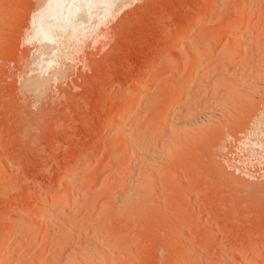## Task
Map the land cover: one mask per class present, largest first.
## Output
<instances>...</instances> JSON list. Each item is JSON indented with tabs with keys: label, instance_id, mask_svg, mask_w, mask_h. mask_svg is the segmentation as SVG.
<instances>
[{
	"label": "rangeland",
	"instance_id": "374dc122",
	"mask_svg": "<svg viewBox=\"0 0 264 264\" xmlns=\"http://www.w3.org/2000/svg\"><path fill=\"white\" fill-rule=\"evenodd\" d=\"M39 1L0 0V243L23 222L9 254L29 249L22 264H55L57 251L60 264L74 254L76 264H264V0L118 2L55 66L45 61L52 49L30 36ZM241 13L244 26L224 35ZM191 44L203 56L196 69ZM191 70L203 71L207 92L189 103ZM34 77L45 80L35 92L26 86ZM186 104L182 138L155 142L159 157L118 156L123 108L135 116L127 130L143 139L179 131L151 126ZM52 198L60 204L41 225L36 209ZM24 227L36 233L30 246Z\"/></svg>",
	"mask_w": 264,
	"mask_h": 264
},
{
	"label": "bare ground",
	"instance_id": "6f19581e",
	"mask_svg": "<svg viewBox=\"0 0 264 264\" xmlns=\"http://www.w3.org/2000/svg\"><path fill=\"white\" fill-rule=\"evenodd\" d=\"M125 1H127V0H40L39 1V7H37V10H36V15H35V19H34V30L32 31V34L30 35L31 37H32V39L34 38V39H37L39 42V44L40 43H43L44 44V46L46 47V46H49V48H51L52 49V53L54 54V55H52V54H50V55H52V56H50V58L49 59H47V60H45L46 61V65H50V64H52V63H54V58L57 56L58 57V55H59V53L63 56V57H65V52L66 51H68V50H70L69 48H71L72 47V45H73V43H76L75 41H73L74 39H76V37H77V34H78V36H79V33H81V32H84V30H86V27H85V25L87 26V24H88V22L89 21H92V19L91 18H93L95 15H97L98 14V12H103L102 14H108V16H110V11L112 10V8L118 3V2H125ZM128 1H130V0H128ZM252 1H254V0H252ZM122 5V4H121ZM125 5V4H124ZM253 5V4H252ZM120 6V5H119ZM249 6H251V0H245V2H244V5H243V7L244 8H248ZM122 7H123V5H122ZM254 7V6H253ZM252 7V8H253ZM116 8V6L114 7V9ZM119 8V7H118ZM100 14V13H99ZM247 14V13H246ZM103 15V16H104ZM102 16V15H101ZM101 16H99V17H101ZM102 16V17H103ZM99 17L97 18V16H95L94 18H97V20L99 19ZM101 17V18H102ZM105 17H107V15H105L104 16V19H105ZM248 17V16H247ZM245 19H246V16H245V14H243V13H241V14H238V15H236L232 20H230L229 22H227V23H225V26L220 30V31H224L225 33H224V35L225 34H227V35H230V36H232L233 34H235L236 32H238L239 31V28L240 27H242V26H244V22H245ZM99 20H101V19H99ZM98 20V21H99ZM106 20V19H105ZM93 21H95V20H93ZM101 21H103V20H101ZM235 22H241V25L240 26H237V28H236V25L234 24ZM250 22V21H249ZM248 22V23H249ZM98 23H100V22H98ZM93 24H95V22H93ZM97 24V23H96ZM90 25H92V24H90ZM97 26V25H96ZM94 27V26H93ZM247 27V26H246ZM87 30H88V28H87ZM87 30L85 31V32H87ZM219 31V32H220ZM250 31V30H249ZM217 32V33H216ZM241 32V31H240ZM246 32H247V34H248V30H247V28L244 30V32L242 33L243 34V36L242 37H244V34H246ZM214 33H216V34H218V31H215ZM213 33V34H214ZM211 34L209 37H207L210 41H214V39L216 40V38L219 36V35H217V37H216V35L214 34ZM222 34V33H221ZM220 34V35H221ZM241 34V35H242ZM239 35V34H238ZM223 36V35H222ZM236 36H237V34H236ZM80 37H81V35H80ZM80 37H78V38H80ZM86 37V36H85ZM85 37H81V38H85ZM216 37V38H215ZM221 37V36H220ZM205 38V37H204ZM219 38V37H218ZM241 38V37H240ZM245 38H246V36H245ZM244 38V39H245ZM64 41H63V40ZM178 39V38H177ZM37 40H36V42H37ZM183 40V39H182ZM235 40V39H234ZM206 41V40H205ZM78 43H80L79 41H78ZM168 43V42H167ZM194 43V42H193ZM240 43V42H239ZM46 44V45H45ZM77 44V43H76ZM75 44V45H76ZM200 44L201 43H197V45H199L200 46ZM202 44H203V42H202ZM247 44V43H246ZM50 45H51V47H50ZM78 45V44H77ZM194 46V44H191V47H192V51H193V54H192V61L190 60L189 61V63L190 62H192V67L194 68L195 67V69H196V66H198V67H200L199 65L200 64H202V61H203V56H202V52L200 53V48L199 47H197V45H196V47H193ZM40 46V45H39ZM38 46V50L39 49H41L42 47H39ZM53 46V47H52ZM82 46V45H81ZM167 46H168V44H167ZM240 46V45H239ZM249 46V45H248ZM76 47V46H75ZM246 47H247V45H246ZM73 49H74V47H72ZM189 48H190V46H189ZM68 49V50H67ZM73 49H71L72 51H73ZM244 49V48H243ZM246 49V48H245ZM249 49V48H248ZM70 50V53H72V51ZM247 50V49H246ZM245 50V51H246ZM250 50H251V48H250ZM51 51V50H50ZM54 51V52H53ZM75 51V50H74ZM47 52V51H46ZM46 52H44V53H46ZM224 53H226V52H224ZM56 54V55H55ZM68 54H69V51H68ZM38 55V54H37ZM48 55V54H47ZM61 55H60V57H61ZM184 55V54H183ZM222 55V54H221ZM227 55L228 54H225V55H223V56H226L227 57ZM230 55V54H229ZM42 56V55H41ZM40 56V57H41ZM54 56V57H53ZM222 56V57H223ZM233 56V55H232ZM243 56V55H242ZM40 57H38V58H40ZM63 57H61V59L63 58ZM68 57V55L65 57V59ZM221 57V56H220ZM221 57V58H222ZM226 57H224V58H222V59H224L225 60V58ZM264 57V56H263ZM42 58V57H41ZM43 58H45V57H43ZM229 58V56L226 58V59H228ZM36 59V58H35ZM60 59V60H61ZM237 59H238V57H237ZM263 59V58H262ZM32 60V59H31ZM37 60V59H36ZM41 59H39V61H40ZM55 60H58V58L57 59H55ZM60 60H58L60 63H61V61ZM229 60V59H228ZM42 61V60H41ZM264 61V60H263ZM63 62V61H62ZM150 62V61H149ZM35 63V62H34ZM36 65V64H35ZM37 65H39L38 63H37ZM36 65V66H37ZM41 65V64H40ZM39 65V66H40ZM42 65H43V61H42ZM41 65V66H42ZM187 65V64H186ZM34 66V65H33ZM35 66V67H36ZM39 66L37 67V68H39ZM53 66H55V63H54V65ZM52 67V66H51ZM173 67V66H172ZM239 67V66H238ZM263 67V66H262ZM47 68H49V67H46V70H48ZM177 68V67H176ZM192 68V69H193ZM32 69V68H31ZM43 69H45V68H42V70ZM55 69H56V67H55ZM194 69V70H195ZM199 69V68H198ZM35 70V69H34ZM40 70V69H39ZM41 70V72H43ZM192 71L191 70V76H190V78H191V84H189V86L187 85V86H185V92H183L184 94L182 95V100H184L185 102H187V101H192V97L194 96V98H195V96H197V95H201L204 91H206L207 89H206V87L204 86V84H200V80H201V78L203 77V71ZM206 70V69H205ZM207 71V70H206ZM239 71V70H238ZM37 73V75L40 73L39 71H36ZM49 72V71H48ZM150 72V71H149ZM240 72V71H239ZM44 73H46L45 71H44ZM263 73V72H262ZM41 74V73H40ZM52 75H53V73H51ZM44 76H45V74H43ZM146 75V74H145ZM148 75V74H147ZM219 75V74H218ZM240 75V74H239ZM242 75V74H241ZM58 77V76H57ZM150 78H151V76H149ZM48 78V77H47ZM144 78H145V76H144ZM144 78H142L141 80H143ZM147 78L148 77H146L145 79L147 80ZM189 78V79H190ZM224 78V77H223ZM222 78V79H223ZM227 79V78H226ZM231 79V78H230ZM235 79V78H234ZM260 79V78H259ZM42 80H44L43 78H41V77H34V79L33 80H31V81H26L27 82V84H26V86H27V88H29V89H31L32 91H34L35 92V90H38V89H36V88H39L40 86L42 87V85H44V82H42ZM216 80V79H215ZM239 80V79H238ZM243 80V79H242ZM262 80V79H261ZM45 81V80H44ZM137 81H139V80H137ZM144 81V80H143ZM138 83V82H137ZM140 84H141V82H140ZM236 85V84H235ZM242 85V84H241ZM136 87H137V91L138 92H140L141 93V91H142V87L140 86L139 87V85L137 86V85H135ZM240 86V85H239ZM35 89V90H34ZM134 89H136V88H134ZM145 89V88H144ZM239 89H240V87H239ZM252 89H253V87H252ZM173 90H175V87L172 85H170L169 86V89H168V91L167 92H171V91H173ZM40 91V90H39ZM144 91V90H143ZM143 91H142V93H143ZM146 91V90H145ZM176 91V90H175ZM234 91V90H233ZM236 91V90H235ZM240 91V90H239ZM238 91V92H239ZM207 92V91H206ZM169 94V93H168ZM168 94H166V96L168 97ZM206 94V93H205ZM139 95V94H138ZM170 95V94H169ZM199 95V96H200ZM236 95V94H235ZM165 96V97H166ZM233 97V96H232ZM232 97H231V99H232ZM198 98V97H197ZM167 99V98H166ZM165 100V99H164ZM200 100V99H199ZM138 101V100H137ZM166 101V100H165ZM190 101H189V103H190ZM201 101V100H200ZM199 101V102H200ZM238 101V100H237ZM197 102V101H196ZM202 102V101H201ZM221 103V102H220ZM188 104V103H187ZM187 104H186V108L183 106H181L180 108L178 107H176L177 109H175V110H173V111H171V115H168L169 113H167V111H165V110H160L161 111V113H160V116H159V118L158 119H155V120H157L155 123H153V125L151 126V128L153 127H155L156 129H159V131H161L162 132V130L161 129H167V128H165V127H167V126H171V129H174L173 127L175 126V127H178L179 128V131H178V129H177V131H176V133H175V131H173L174 133H169V135L167 134L166 135V133H160V135H157L156 137H154L153 135H152V137H150V138H145V136H144V138L142 139V138H140V135H141V133L139 132V134L140 135H138V136H136V135H134L133 134V132H131V131H129V130H127V127H129V124L131 123V122H133V120H134V115L131 113L132 111L131 110H133V109H131L130 107L128 108V109H125V108H123L124 110H123V112H122V110H121V114L120 115H118V121H117V124H118V130L121 132L120 134L122 135V137H123V139H124V144H122L121 146H120V148L118 149L119 151L117 152L119 155L118 156H126V155H128V153L130 152V151H132V153L133 154H135V157H136V159H137V157H139V158H143V159H145V158H151L152 156L153 157H157L158 155H160V151L159 150H154L153 148H152V146H154L155 145V142H159L160 140H162V141H164V142H172V141H175L176 139H179V137H181L182 135L180 134L181 132H180V129H182V131H184L185 129H183L184 127L185 128H187V123H184L185 121V119L184 118H186V116L188 115V114H190V112H191V110H189L190 108H187ZM194 104V103H193ZM199 104V103H198ZM197 104V107L195 106L196 105V103L193 105L194 107H196L195 109L197 110V108H198V105ZM209 104V103H208ZM230 104V103H229ZM130 105V104H129ZM135 105V104H134ZM166 105V104H165ZM180 105V104H179ZM191 105V104H190ZM192 105H191V108L193 107ZM222 106V105H221ZM132 107V106H131ZM163 107H165V106H163ZM163 107H161V108H163ZM193 107V108H194ZM200 107V106H199ZM204 107H205V105H204ZM134 108V107H133ZM135 109H137V107L135 108ZM139 109V108H138ZM163 109H165V108H163ZM168 109V108H167ZM174 109V108H173ZM170 110V109H169ZM189 112H188V111ZM136 111H138V110H136ZM210 111H212V110H210ZM219 111V110H218ZM158 112V111H157ZM192 112H193V110H192ZM198 112V111H197ZM159 113V112H158ZM211 113V112H210ZM184 114V115H183ZM193 114H195V113H193ZM213 114V113H212ZM217 114V113H216ZM202 115V114H201ZM207 115V114H206ZM158 117V116H157ZM224 117V116H223ZM137 118V117H136ZM199 118V117H198ZM210 118V117H209ZM212 118V117H211ZM195 119V118H194ZM193 119V120H194ZM213 119V118H212ZM217 119V118H216ZM205 120V119H204ZM209 120V119H208ZM189 121V120H188ZM263 123L261 124L262 126H260V127H263V125H264V118H263ZM136 122V121H135ZM138 122H140V121H138ZM137 122V123H138ZM202 122V121H201ZM260 122L261 121H259V125H260ZM143 123V122H142ZM152 123V122H151ZM196 123H198V122H196ZM193 124V123H192ZM131 125V124H130ZM137 125V124H136ZM139 125V124H138ZM194 125V124H193ZM258 125V126H259ZM142 126V125H141ZM146 126V125H145ZM173 126V127H172ZM191 127V126H190ZM198 127V126H197ZM196 127V128H197ZM150 128V129H151ZM193 128V127H192ZM155 129V130H156ZM140 130V129H139ZM154 130V131H155ZM168 130H170V129H168ZM187 130V129H186ZM150 131V130H149ZM138 132V131H137ZM185 132V131H184ZM192 132V131H191ZM150 133V132H149ZM152 133H153V131H152ZM138 134V133H137ZM143 134V133H142ZM151 134V133H150ZM185 134V133H184ZM191 134H193V133H191ZM149 135V134H148ZM142 136V137H143ZM122 137H120V139L122 138ZM138 138V139H137ZM182 138V137H181ZM180 138V139H181ZM142 139V140H141ZM154 144V145H153ZM158 144V143H157ZM166 144V143H165ZM159 146V145H158ZM164 146V145H163ZM115 147H117V146H115ZM156 147V146H155ZM160 148V147H159ZM114 150V149H113ZM116 150V149H115ZM168 150V149H167ZM170 150V149H169ZM113 152V151H112ZM150 154H152V155H150ZM134 157V158H135ZM153 157H152V159H153ZM159 157V156H158ZM147 158V159H148ZM151 159V160H152ZM157 159V158H156ZM138 160V159H137ZM136 160V161H137ZM134 161H135V159H134ZM143 161V160H142ZM145 161V160H144ZM156 162V161H155ZM147 163V162H146ZM154 163V162H153ZM134 164H136V163H134L133 161H132V166H131V164H130V166H131V168L132 167H134L133 165ZM139 164V163H138ZM143 164V163H142ZM161 164V163H160ZM141 165V164H140ZM151 165V164H150ZM142 166V165H141ZM148 166H149V164H148ZM152 166V165H151ZM128 167V166H127ZM129 168V167H128ZM137 169V168H136ZM148 169V168H147ZM131 170V169H130ZM68 172H69V170H68ZM147 173V172H146ZM68 174V173H67ZM141 184V183H140ZM70 185V184H69ZM143 185V184H142ZM138 186H140V185H138ZM127 187V186H126ZM69 188H70V186H69ZM130 188V187H129ZM73 189V188H72ZM134 189H136V188H134ZM145 189V188H144ZM126 190V189H125ZM64 191H61V193H63ZM133 192V191H132ZM131 192V193H132ZM141 192V191H140ZM67 193V192H66ZM65 192H64V194H66ZM44 194V193H43ZM43 194H40L41 195V197L42 198H44L45 197V195H44V197H43ZM138 194V193H137ZM58 197V196H57ZM56 197V198H57ZM144 197V196H143ZM41 199V198H40ZM59 199V198H58ZM139 200V199H138ZM142 200V199H141ZM56 201L57 200H55V198H52V199H43V201H42V203L39 205V207L36 209V215H38V217H39V222H40V224L41 225H47L46 223L48 222V220H51V222H52V219L54 218V215H53V217H52V219H49L50 218V216H52V214L53 213H55L54 212V210H56V209H54L53 211H51L52 209H53V206H55V207H57L55 204H57V203H59L60 202V200L56 203ZM64 202V201H63ZM77 203H78V201H76ZM65 203V202H64ZM60 204V203H59ZM59 204H58V206H59ZM66 204V203H65ZM78 205V204H77ZM62 206H63V204H62ZM61 206V207H62ZM67 206V205H66ZM81 210V209H80ZM51 212V213H50ZM62 213V212H61ZM59 214V213H58ZM58 216V215H57ZM64 216H63V214H62V218H63ZM55 218H57V217H55ZM60 218V217H59ZM20 222V221H19ZM22 222V221H21ZM54 222H55V220H54ZM23 223V222H22ZM22 223H20V224H18L17 223V225H14L15 227H13V229H12V231H11V233H10V235L12 236L11 238H8V241H6V243H3V242H1L0 243V264H10V263H12V261L13 260H18L19 259V263L18 264H20L21 262H20V259L21 258H23V256H26L27 254H29V252H30V250L29 249H22V247H16V248H18V249H16L15 251H16V255H17V257L14 259L13 257L14 256H11V254H9V250L11 249V251H12V247H14V245L16 244V243H20V241L22 240L21 238V240L19 241L18 239H17V237L15 238L12 234H18V233H16L19 229H21L22 227H23V225H22ZM49 224V223H48ZM57 224V223H56ZM26 226V225H25ZM93 226L94 225H92V226H90L91 228H93ZM46 227V226H45ZM24 228H26V227H24ZM95 228V227H94ZM93 228V229H94ZM27 229V228H26ZM25 229V231H26V238H25V241H27L28 243H29V245L28 246H30V242H32V240H34V241H36L35 239H33V237H32V235H34V234H36L35 232H34V230H30V229H27L26 230ZM32 229V228H31ZM95 230V229H94ZM63 231V230H62ZM61 232V231H60ZM19 233H20V231H19ZM55 234H57V233H55ZM65 234V233H64ZM7 235V234H6ZM46 237V236H45ZM2 237H0V239H1ZM4 238V237H3ZM32 238V239H31ZM44 238V237H43ZM56 238H59V237H57L56 236ZM61 240V239H60ZM2 241V240H1ZM24 241V242H25ZM45 241H46V239H45ZM54 241V240H53ZM56 241V240H55ZM54 241V243L53 244H55L56 245V247H58L60 250H64V248H65V246L66 245H64V244H62V242L60 243L58 240L55 242ZM52 243V242H51ZM32 244V243H31ZM75 244V243H74ZM17 245V244H16ZM19 245V244H18ZM78 245V244H77ZM20 246H21V244H20ZM54 246V245H53ZM25 247V246H24ZM73 247V246H72ZM91 247V246H90ZM74 248V247H73ZM79 248V247H78ZM92 249V248H91ZM13 251H14V249H13ZM91 251V250H90ZM251 253H256L257 251H258V249L257 248H252L251 250ZM249 251V252H250ZM56 252V251H55ZM59 251H57L54 255H53V259H55V260H58V261H56V263L57 262H60V260L61 259H63L62 257H63V251H60V253H58ZM81 252V251H80ZM92 252V251H91ZM101 252V251H100ZM259 252V251H258ZM32 253V252H31ZM89 253V252H88ZM96 253V252H95ZM110 253V252H109ZM36 254V253H35ZM71 254V253H70ZM73 254V253H72ZM86 254V253H85ZM90 254V253H89ZM91 254H94L93 252L91 253ZM106 254V253H105ZM37 255V254H36ZM75 256H76V254H74ZM108 255V254H107ZM112 255V254H111ZM111 255H110V257H111ZM114 255V254H113ZM112 255V256H113ZM38 256V255H37ZM36 256V257H37ZM62 256V257H61ZM70 256V255H69ZM74 256V257H75ZM83 256V255H82ZM95 256V255H94ZM106 256V255H105ZM182 256V255H181ZM28 257V256H27ZM55 257V258H54ZM71 257V256H70ZM72 257H73V255H72ZM73 257V258H74ZM96 257H99V256H97L96 255ZM34 258H35V256H34ZM33 258V259H34ZM67 258V257H66ZM73 258H71V259H73ZM77 257H75V259H76ZM101 258V257H100ZM100 258H98L97 260H99ZM68 259V261L67 262H71L72 264H76L75 262H72V260L68 257L67 258ZM85 259V258H84ZM83 259V260H84ZM111 259H113V258H111ZM111 259H109V260H111ZM183 259H186V258H183ZM23 260V259H22ZM94 260H95V258H94ZM114 260V259H113ZM36 261V260H35ZM65 261V260H64ZM75 261V260H74ZM88 261V260H87ZM112 261V260H111ZM115 261V260H114ZM113 261V262H114ZM225 259L224 258H221V259H219V262L221 263V264H224L225 263ZM16 262V261H15ZM43 262V261H42ZM54 262V261H53ZM62 262V261H61ZM80 262V261H79ZM86 262V261H85ZM96 262V261H95ZM29 263H32V262H29ZM34 263V262H33ZM55 263V264H56ZM90 263H92V261L90 262ZM89 263V264H90ZM110 263H112V262H110ZM219 263V264H220ZM17 264V263H16ZM22 264V263H21ZM40 264V263H39ZM57 264H60V263H57ZM85 264V263H84ZM87 264V263H86ZM92 264H101V262H96V263H92Z\"/></svg>",
	"mask_w": 264,
	"mask_h": 264
}]
</instances>
